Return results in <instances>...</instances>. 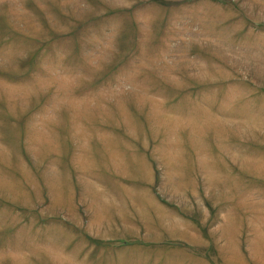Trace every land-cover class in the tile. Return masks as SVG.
I'll return each instance as SVG.
<instances>
[{"label":"rangeland","instance_id":"obj_1","mask_svg":"<svg viewBox=\"0 0 264 264\" xmlns=\"http://www.w3.org/2000/svg\"><path fill=\"white\" fill-rule=\"evenodd\" d=\"M0 264H264V0H0Z\"/></svg>","mask_w":264,"mask_h":264},{"label":"crops","instance_id":"obj_2","mask_svg":"<svg viewBox=\"0 0 264 264\" xmlns=\"http://www.w3.org/2000/svg\"><path fill=\"white\" fill-rule=\"evenodd\" d=\"M161 256H163V254H161Z\"/></svg>","mask_w":264,"mask_h":264}]
</instances>
